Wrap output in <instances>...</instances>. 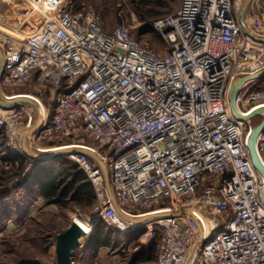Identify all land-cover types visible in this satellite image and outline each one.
Segmentation results:
<instances>
[{"label":"built area","instance_id":"obj_1","mask_svg":"<svg viewBox=\"0 0 264 264\" xmlns=\"http://www.w3.org/2000/svg\"><path fill=\"white\" fill-rule=\"evenodd\" d=\"M47 1L30 34H0V87H49L30 137L79 145L60 157L90 183L94 223L118 236L145 228L141 248L157 235V264H264V179L247 149L255 126L230 103L242 117L264 109L255 80L232 90L264 72V0H181L153 23L163 55L125 26L105 31L92 10ZM27 116L23 105L0 106L12 153L23 150ZM255 151L264 167V130ZM142 215L159 217L149 227L128 220Z\"/></svg>","mask_w":264,"mask_h":264},{"label":"rangeland","instance_id":"obj_2","mask_svg":"<svg viewBox=\"0 0 264 264\" xmlns=\"http://www.w3.org/2000/svg\"><path fill=\"white\" fill-rule=\"evenodd\" d=\"M67 1L75 10L94 11L100 17L101 26L105 31H111L117 25L125 26L142 44L159 55H163L165 50L153 23L175 13L181 4V0H162L159 3L156 0ZM29 9L27 0H0V34L17 40L30 34L36 25L44 21V17L38 13L33 15ZM250 87L253 90L264 91V79L255 80ZM21 95L31 96L32 100L43 109V116L47 117L52 97L47 85L33 80L18 88L0 87L3 101ZM19 104L23 105L28 114V119L23 120L22 128L18 132V140L23 148V136L34 126L37 115L31 105L25 102ZM260 122L261 119L258 117L251 120V124L255 127ZM26 142V146L38 156L50 155L61 149L78 150L76 147H79L77 144L76 147H65L72 144L66 139L48 140L44 137L38 139L30 137ZM23 150L25 151L24 148ZM23 150L19 153L10 152L0 135V264H57L55 255L57 237L73 225L74 219L94 224V228L89 236L80 239V247L74 251L72 264L132 263L134 254L141 250V245L135 242L136 240L132 244L128 235L138 230L146 232V229L139 228L118 236L104 225L101 235L111 237L109 245L98 249L90 248L92 236L99 225L93 221L95 198L89 203L67 201L64 206L47 203L31 182L39 180L43 171L55 166V162L57 169L66 168L63 163L59 166L58 162L68 160L59 156L54 160L55 162H38ZM158 241L159 237L155 235L153 243L146 249L148 252L146 258L139 264H157ZM189 261L190 259L187 264Z\"/></svg>","mask_w":264,"mask_h":264},{"label":"trees","instance_id":"obj_3","mask_svg":"<svg viewBox=\"0 0 264 264\" xmlns=\"http://www.w3.org/2000/svg\"><path fill=\"white\" fill-rule=\"evenodd\" d=\"M156 2L159 3L162 2V0H156ZM56 163L57 162H55V166L52 168L43 171V175L39 180H32L31 182V184H34L37 190H39L47 203L64 206L67 201H77L80 203H89L90 201H93L95 198L94 191L91 188L90 183L86 180L84 173L78 170L77 166L72 162L65 160L61 162L59 161V166L63 163L66 167L63 169L59 167V169H57ZM57 176H59V178H56ZM103 227L104 224L100 222L94 231L90 243V246L93 249L106 247L111 241V237L101 235ZM142 232L143 230H138L134 231L133 234L128 235L131 238L129 241L136 240Z\"/></svg>","mask_w":264,"mask_h":264},{"label":"water","instance_id":"obj_4","mask_svg":"<svg viewBox=\"0 0 264 264\" xmlns=\"http://www.w3.org/2000/svg\"><path fill=\"white\" fill-rule=\"evenodd\" d=\"M2 67H3V62H2V59L0 56V77L2 74ZM263 78H264V72L260 73L258 75H255V76H250L248 78L239 79L233 84L232 90L235 94L236 92H238L240 90V88H241L240 86L243 83L248 82L250 80H258V79H263ZM25 103H27V102H25ZM230 103H231L232 110L238 119L249 120L250 118H253V117H261L263 119V121L258 126H256L254 129H252L248 143H247V149H248V152H250V157H251L253 167L260 173V175L264 179V167L261 165V163L259 161L257 151H255V143H256L258 134L264 130V109H256V110L252 111L249 114V116L242 117L239 115V113L237 111L236 105L233 102V97H232ZM17 105H18L17 103L7 105L6 102L4 103V102L0 101V106L4 110L16 108ZM26 134H27V132H26ZM22 141L24 142V138ZM61 154H63V153H57L50 158H41V159L36 160V161H38V162L39 161H46V162L47 161H54ZM79 236H80V230L77 228V226H75L73 224V225H71V227L67 231H65L64 233H62L61 235H59L57 237L58 239H57L56 248H55V255L57 256V264H72V255H73L72 253L80 245ZM147 248L148 247H142L141 250L145 251Z\"/></svg>","mask_w":264,"mask_h":264},{"label":"bare ground","instance_id":"obj_5","mask_svg":"<svg viewBox=\"0 0 264 264\" xmlns=\"http://www.w3.org/2000/svg\"><path fill=\"white\" fill-rule=\"evenodd\" d=\"M48 3V1L47 0H34V2H32L31 3V5H30V9H29V12H32V14L33 15H35V14H37L39 11H41V9L46 5ZM17 39V38H16ZM19 40V39H18ZM1 58H2V53H1ZM28 99V98H27ZM28 102V101H27ZM31 103L33 104V109L36 111V113H37V117H38V121H37V123H36V129L38 128V124H40V121L42 120V114H43V109L41 108V106L38 104V103H36V102H34V101H31ZM32 132H33V130H30V131H28L27 132V134L25 135V137H27L28 139L30 138V136H32L33 134H32ZM29 135V136H28ZM26 146V145H25ZM24 146V147H25ZM68 151H71V152H73V151H76V150H70V149H68ZM71 152H65L64 150H58V151H56L55 152V154H57V153H63V154H65V153H67V154H70ZM25 153L29 156L30 155V157H32V159H34V160H39V159H41V158H50V157H52V156H54L55 154L54 153H52V154H54V155H52V156H46V155H44V156H46V157H41V156H38V155H36L35 153H33L32 152V150L28 147V146H26L25 147ZM188 211V210H187ZM153 216H144V215H142L141 217H139L137 220H134V219H128V220H130L131 222H133V223H138V222H142V223H146V226H148L149 227V223L151 222V221H153L154 219H157L159 216H154L153 218H152ZM161 217V216H160ZM84 220V219H83ZM73 224L75 225V226H77V228L80 230V236H79V238L81 239V238H83V237H87V236H89L90 235V233L92 232V230H93V228H94V224H91V223H89V224H87L86 222H84V221H82L81 219H74L73 220ZM79 239V240H80ZM80 246V245H79ZM188 263V262H187Z\"/></svg>","mask_w":264,"mask_h":264},{"label":"crops","instance_id":"obj_6","mask_svg":"<svg viewBox=\"0 0 264 264\" xmlns=\"http://www.w3.org/2000/svg\"><path fill=\"white\" fill-rule=\"evenodd\" d=\"M0 56H1V51H0ZM1 59H2V58H1ZM27 98H28V99H27ZM9 99H11V103H8V102H7V100H9ZM9 99H6L5 101H3L4 99L0 96V101H1V102H4V103L6 102L7 105H11V104H14V103H15V104H16V103L19 104V103H21V102H27V101H28L27 103L30 104V105L32 106V109H33V107H34L33 104L31 103V101H33V100H32V98H31V96H29V95H21V96H16L15 98H9ZM13 101H14V102H13ZM20 105H21V104H20ZM35 112H36V111H35ZM43 114H44V113H43ZM43 114H42V119H43V117H44ZM36 115H37V113H36ZM37 121H38V117H37L36 122L34 123V126H33L32 128H30L28 131L33 130V132H34V131L37 130V129H36V126H37L36 123H37ZM38 125L40 126V124H38ZM39 126H38V127H39ZM28 131H27V132H28ZM33 132H32V133H33ZM25 134H26V133H25ZM25 134H24V136H23V138H24V142H25V143L22 141V142H23V148H24V149H25L24 146L27 145V142H26L27 137H25ZM28 136H29V135H28ZM22 140H23V139H22ZM61 150H64V149H61ZM71 150H73V149H71ZM64 151H66V152H71V151H68V150H64ZM24 152H25V151H24ZM55 152H56V151H55ZM54 154H55V153H54ZM54 154H52V155H54ZM52 155L50 154V155H46V156L48 157V156H52ZM39 156H41V155H39ZM46 156L42 155L41 157H46ZM29 157H30V156H29ZM30 158H32V157H30ZM131 232H132V231H131ZM139 237H140V235H139ZM139 237H138V238H139ZM138 238L136 239V241H135V240H134V241L137 242V241H138ZM134 241H132V244H133ZM79 247H80V246H79ZM79 247H78V248H79ZM78 248H76L74 251H76ZM90 248H91V246H90ZM90 248H89V249H90ZM147 253H148V252H147L146 250H145V251H144V250H139V251H137V253L134 254V257H133V261H132V263H130V264H139V262L144 261V259L146 258ZM72 254H73V255H72V263H73L74 252H73Z\"/></svg>","mask_w":264,"mask_h":264}]
</instances>
